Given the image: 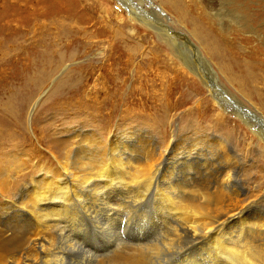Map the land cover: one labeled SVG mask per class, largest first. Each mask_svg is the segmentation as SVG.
Returning a JSON list of instances; mask_svg holds the SVG:
<instances>
[{
    "label": "bare ground",
    "instance_id": "obj_1",
    "mask_svg": "<svg viewBox=\"0 0 264 264\" xmlns=\"http://www.w3.org/2000/svg\"><path fill=\"white\" fill-rule=\"evenodd\" d=\"M157 1L173 15L175 24L184 26L200 46L197 47L185 32L172 27V30L175 29V36L189 46L184 50L179 48L170 33L171 29L164 24L159 26L154 20L148 19L144 16L146 15L144 10H141L143 8L137 6L135 2L131 3L138 9L139 14L130 8L132 20L145 23L146 27L168 44L173 53L181 56L189 69L194 68L192 53L193 55L196 53L204 61L200 50L202 47L215 61L222 74L229 80H234L238 85L234 88L240 89L237 90L254 110L264 114L259 104L253 101L255 98L264 103V46L253 45L254 47L248 49V45L243 44L254 38L232 27V24L239 23L243 16H234L227 11L229 6L227 0ZM216 5H219V8L214 7ZM213 8L214 13H210V9ZM83 9L93 13L96 8ZM110 12L107 10L111 16ZM259 12L263 14L264 9H259ZM115 16L120 17L123 23L117 18L119 21L114 27L123 32L124 28L121 25H125L124 17L121 14ZM251 18V16L247 18L249 27ZM108 21L104 23L108 24ZM134 29L136 31V25L130 29V36L134 35ZM11 33L10 37L13 38L14 34ZM123 33L120 35L125 37L126 32ZM5 42L0 41L3 43L0 48H4L0 52L4 55L11 53L17 57L33 55L36 62L32 68L37 71L35 73L38 74V84L37 86L34 84L36 81L34 74L29 76L25 74L21 82L22 87L17 86L14 90L10 84L8 86L10 100L0 103V112L3 115L0 121V264H69L72 249L78 246L73 241L75 238L71 231H80L81 228L86 231L83 226L88 223L86 220L94 221L93 226L100 229V232L92 234L91 238V245L95 247V251L106 250L108 253L105 258L114 253L106 260L99 258L97 264H165L168 262L164 260L171 254L183 257L186 253L192 256L189 254L190 251L186 252V245L184 246L186 240L195 248L193 251L199 253L195 258L183 257L187 261L185 264H264V210L260 208L263 206L264 196L261 192L253 195V188L246 186L245 179L239 178V173H242L240 167L244 164L241 158L234 155L233 144L223 136L222 131L218 135H212L211 140L206 133L197 135L193 145L188 149L177 145L179 141L176 143L175 136H171L165 143L164 139L158 142L156 139L157 145H152V142L144 139L147 138L144 132H151V129H148L150 125L144 119L151 118L140 114L141 112L133 113L131 110L136 109V106H142V98L133 99L132 103L136 106L130 104L126 106L124 110L127 112L124 115L127 118L122 122L120 119L115 122L119 111L116 103L105 107L108 108L106 110H99L95 115L93 113L92 117L88 116L90 119L80 120L81 117L74 115L68 119L63 117L61 125L54 122L53 128L50 129L53 130L52 138L55 143L65 148L63 159L59 160L61 171L50 168L48 172L44 169L46 167H42L44 176L39 179H26L27 171L23 172V177H15L13 173L25 170L26 164L33 156L26 155L24 147L6 150L2 148L3 144L23 143L25 138L22 136L25 134L23 128H28L24 118L25 110L29 108L30 112L34 111L41 96L46 94L48 83L54 82L59 72L62 77L69 71L67 62L76 59L80 43L84 42L79 43L73 34L66 40L59 38L47 40L44 37V44L33 47L23 42L20 44ZM138 45L137 43L129 48L133 51ZM83 47L86 49V44H83ZM165 54L173 61L168 53ZM79 68L78 80H73L75 77L71 76L64 77L52 93L68 92L66 97L70 94L75 100L74 103H82L79 89L82 88L80 85L85 74ZM207 72L203 74L206 73L203 69L199 77L207 86L214 89L216 87L227 95L225 99L221 93H217L216 90L214 93L211 90L221 103H225V106L222 104L223 107H227L226 104L232 106L239 115L240 110L245 120L252 122L250 120L254 119V115L249 114L250 109L241 105L230 93H226L218 83L213 82L215 72L209 67ZM260 117L261 115L254 121L258 120L264 126V121ZM227 121V116L218 111L217 127H227ZM85 125L88 128H85ZM17 127L24 132H18ZM75 137H78L77 141L72 140ZM252 142L264 152V143H261L260 139L252 136ZM212 146L213 155L217 153L219 156L218 168L212 176L213 181L205 182L203 178L201 179L200 167H205L207 162L215 157L208 154L212 155L210 149ZM18 187L20 193L16 194L15 190ZM152 204L153 209L148 207L150 211L147 213L143 211L142 207ZM131 211L135 214H131ZM159 226L165 231L162 230L163 236L155 241L161 243L156 245L153 241L156 237L151 239L147 233L151 230L154 233L161 228ZM159 234L160 231L154 235ZM146 237H149L150 241ZM61 240H65L69 248L68 245L63 246ZM152 241L153 243L145 246ZM164 253H169L167 258H163ZM95 257L92 249L91 251L86 249L82 259L89 260L90 263ZM78 262L80 264V261Z\"/></svg>",
    "mask_w": 264,
    "mask_h": 264
},
{
    "label": "rangeland",
    "instance_id": "obj_2",
    "mask_svg": "<svg viewBox=\"0 0 264 264\" xmlns=\"http://www.w3.org/2000/svg\"><path fill=\"white\" fill-rule=\"evenodd\" d=\"M131 2H135L137 6L143 8L141 10H144L143 12L146 14L144 16L148 19L154 20L159 26L164 24L169 30L171 29L170 33L174 36L179 48L184 50L189 46L184 40L175 36V29L172 30L173 28L185 32L188 37L196 43L197 47L200 46L189 31L187 29L185 30L184 26L178 23L175 24L173 21V15L170 14L167 8L157 0H0V41H6L5 44H10L7 42H13L14 44H20L23 42L26 43V45L33 47L34 45L44 44V37L47 40L58 38L59 40H66V38L71 37L73 34L74 39H77L79 43L84 42L83 44H86L87 46L85 49L83 44L80 43L79 55L75 60L67 62L68 69L69 71L71 70V72L68 71L66 74H63L62 77L59 72L56 75L57 79L54 82L48 83L46 88L48 92L46 91V94L41 96L36 109H34V111L31 110L32 113L29 108L25 110L24 118L26 119L28 128H23L25 132L18 127L16 129L18 132L25 133L22 135L25 137H22L23 143L15 144L13 142H8L9 145L8 143L3 144L2 148L6 150L24 147L26 155L33 156V159L26 164L27 166L24 168L25 170L22 172H15L13 175L17 178H21L23 177V172L26 173L27 171L28 175L26 176V179L31 180V178L39 179L43 177L44 175L42 174L44 169L48 171L51 168L61 171L59 160L63 159L65 148L62 145H59V143H55L52 138L54 137L51 135L53 130L50 129L51 127L53 128L52 125L54 122L56 125H61L60 122L63 120V117L68 119L74 115L81 117L82 119L80 120H83V118L88 119L99 112V110L102 111V109H108L105 107L112 103H116L117 110H119L117 112L118 115L115 117V122L119 119L122 122L127 118L125 117L126 115H124L125 112H127V110H124L126 109V106L128 104L134 105L132 103L133 99L137 100L142 98V106L139 107L134 105L136 106V109L131 110L134 111L133 113L139 114V112H141L140 114L143 113V115L145 114L151 118V120L144 119L147 124L150 125L148 129H151L150 133H147L146 131L144 132L145 136L147 135V138L144 137V139L150 141V143L152 142V145L156 146L158 140L164 139L165 143L171 136H175L177 139L176 143L179 141L177 145H181L182 148L188 149L189 146L191 147L193 145V140L197 135L206 133L209 140H211L212 135H218L223 131V136L234 146V155L241 158L244 164V166L240 167L242 173H239V178L241 180L245 179L247 181L246 186L253 188V195H258L261 192L264 196V152L260 151L256 147V144L253 142L251 143L252 136L255 137V139H260V142L262 141L261 143H264V126L262 123H259L258 120L254 121V119L260 115V118L264 121V114L254 110L252 105L237 90L239 88H234L238 87L234 80H229L224 74H222L218 69V66L215 64V61L202 49V47H200V50L204 61L196 53L194 55L192 53V66H194L193 70L196 71V73L192 69H189L187 64L183 62L181 56L173 53L169 49L168 44L163 42L153 30L146 27L144 25L145 23L140 22L139 20H132L130 8H133L137 13L138 9L132 6ZM226 2H228L229 5L228 9L226 8L227 11L229 10L234 16H243V19L237 24H232V27L243 31L246 35H252L254 37L250 41L252 43L245 41L243 44L248 45V49H251L256 45L264 46V13L262 14L259 12V9H264V0H227ZM214 7L219 8V5ZM83 8L96 9L91 13L89 10ZM107 10L111 11L110 14L112 17L107 13ZM153 11L160 16H157ZM214 11V8L210 9V13H214ZM118 14H121L122 17H124L125 25L121 26L124 28L123 32H126L125 37L120 35V33H123L122 30L119 31L117 30V27H114L119 20L123 23V20H121L120 17H117L119 19L117 21L115 15ZM141 15H143V13H141ZM249 16L252 17L250 27L248 26L247 21ZM102 17L106 21L110 19L108 24L104 23L106 21H104ZM110 24L112 26H110ZM12 25L17 27L12 28ZM134 25H136V31L134 29V35L130 36V29L133 28ZM11 32L14 34L13 38L10 37L12 36ZM14 39H16V41ZM137 43L139 44L138 47H135L136 49L134 48L132 51L129 46L132 47ZM1 45H3V43H0V46ZM112 45L114 46L111 47ZM1 49L4 48H0V51ZM165 53H168L173 61L170 60ZM13 54L14 53L4 55L0 52V103L2 104L10 100L11 94H9L8 86L12 84L14 90H16L15 87L17 86L22 87L21 82L25 74L26 76L34 74L33 76L36 80L34 84L36 86L38 84V74L35 73L37 71L33 69V64L36 62L33 55L17 57ZM172 55L174 57H172ZM198 57L199 59H197ZM3 65L5 67H3ZM208 67L215 72L213 82L215 84L218 83L222 86V89L224 88L223 90L226 91V93H230V95L238 99L241 105L243 104V106L250 109L249 114L254 115V119L250 120L252 122L246 121L244 115H241L240 110H238L240 113L239 115L233 110L235 109L234 107L227 104V107H223V105L225 106V103H221V101L217 99V96L214 95V90H216L217 93H221V91L216 87L214 89V87L207 86L203 83L204 81L199 77V74L202 73L203 69L206 72L203 74H207ZM78 68L85 74L83 80L81 79L85 84L82 83V85H80L82 88L79 89V97L82 99V103H74L75 100L72 99L73 96L70 94L68 95L69 97H66L65 95L68 92H56L53 94L52 91L55 89L56 85L60 83L62 78L71 76L72 78L75 77L73 80H78ZM42 90H44V85ZM104 92L106 94H104ZM224 94L225 93H221L226 99L227 95ZM125 101H127V104ZM253 101L258 103L259 105H257L264 112V103L255 100V98ZM91 102L93 103L91 104ZM67 108L68 110H65ZM122 109L124 111H122ZM217 110L223 112L227 116V127H217ZM246 112L248 111L246 110ZM256 113H258L259 116L256 115ZM126 114L128 116V113ZM2 117L3 115L0 112V121L2 120ZM84 127L88 128L87 125ZM77 138L78 137H75L72 140L77 141ZM212 148L214 147L212 146L210 148L211 153L213 152ZM203 152H205V150ZM208 154L209 156H215L210 159L211 161H214L211 162L209 160L207 162V169L206 165L205 167H200L202 169L198 168L201 170V179L203 178V181L205 180V182L212 180V176L215 175V169L218 168L219 162V156L217 153H214L217 156L213 155V153L212 155H210V153ZM35 162L36 164H34ZM212 163H215L216 165L214 164V166ZM42 167L46 168L43 169ZM15 193H20V187L15 190ZM126 199H128V197H126ZM262 205L263 206H260V208L264 210V199ZM123 206L126 207L125 204ZM148 207L153 209V204L152 206L149 205L142 207V209H145H143V211L146 213L150 211V208ZM128 208L130 209L131 207ZM142 209L140 211H142ZM131 210H133V208ZM81 212L83 211L81 210ZM131 212V214H135L133 213L134 211ZM125 214L127 215V213ZM86 221L88 222L85 224L86 226L83 225L86 231L82 228L80 231H71V235L75 238L73 241L76 246H78L72 249L73 253L68 259V263L70 262L69 264H78V261H80V264H82V262L83 264H97L100 259L106 260L114 254L112 253L105 258V255L108 253L106 250L104 251V249H102L101 251H95V247L91 245V238L92 234L100 232V229L93 226L94 221ZM162 230L165 231V229L161 227L154 233L151 230L147 234H149L148 236L150 238L152 237L151 239L156 237L153 240L155 242L159 237L163 236ZM158 231H160V234L155 236ZM149 237L146 238L150 241ZM82 239L85 241L83 242ZM64 241L65 240H61L60 242L63 246L65 245V247L68 245L67 247L69 248V244ZM153 241L145 246L147 247L153 243ZM159 243L161 242H155L156 245ZM184 243V246L186 245L185 248H187L186 252L188 253L190 251L191 253L189 254L192 255L189 256L185 253L183 255L184 258H186V256L188 258H195L198 256L197 254L199 252L193 251L195 248H192V246L187 243V240L184 241ZM75 249L78 251L76 250V252ZM86 249H89L90 251L92 249V252L97 257L93 258L90 263L88 262L89 260L84 261L82 259ZM168 254L169 253H164L163 258H167ZM193 254L196 255L194 256ZM183 257L171 254V256L169 255L167 260L164 261L169 264L177 263L175 261H179L177 264H182L183 262L185 264L187 261L186 259L184 260Z\"/></svg>",
    "mask_w": 264,
    "mask_h": 264
}]
</instances>
